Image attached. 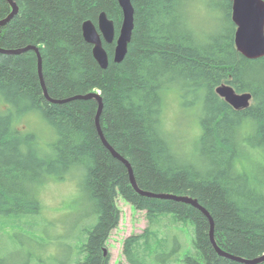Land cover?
Wrapping results in <instances>:
<instances>
[{
	"label": "trees",
	"instance_id": "trees-1",
	"mask_svg": "<svg viewBox=\"0 0 264 264\" xmlns=\"http://www.w3.org/2000/svg\"><path fill=\"white\" fill-rule=\"evenodd\" d=\"M15 1L19 12L0 26V48L39 46L53 99L99 92L104 135L131 163L142 190L197 199L211 213L215 240L224 251L247 259L263 255L264 57L250 60L238 51L232 2L204 0L218 13L217 29L201 35L187 13L190 0H132L135 27L128 53L116 63L115 44H105L110 62L103 69L82 25L89 19L97 24L106 12L118 34L123 13L117 0ZM10 13L9 2L0 0V19ZM222 83L251 93V105L234 109L216 92ZM175 87L189 98L185 106L202 104L201 134L189 156L176 151L164 131L162 92ZM97 109L95 99L48 101L35 51L0 53V230L20 223L28 237L25 227L34 226L29 218L42 208L38 189L50 176L64 180L72 175L91 204L87 218L95 220L72 230L75 242L70 241V257L62 264L109 263L107 241L121 218L118 196L145 211L148 220L143 233L124 241L130 264H245L219 255L201 210L134 189L128 168L99 135ZM32 112L57 133L49 152L39 147L35 133L16 125ZM255 145L262 149L258 154L252 152ZM22 216H28L25 222ZM35 240L42 245L43 240ZM1 250L0 264L45 263L31 257L30 250L24 260L13 261Z\"/></svg>",
	"mask_w": 264,
	"mask_h": 264
},
{
	"label": "rangeland",
	"instance_id": "rangeland-1",
	"mask_svg": "<svg viewBox=\"0 0 264 264\" xmlns=\"http://www.w3.org/2000/svg\"><path fill=\"white\" fill-rule=\"evenodd\" d=\"M189 12L191 23L193 22L194 26L199 28L201 35L216 31L215 16L218 13L209 3L204 0H190L187 5V13ZM186 99L189 100V98H183L177 88L164 90L162 117L164 131L173 148L189 156L190 151L196 149L197 140L199 141L201 134L202 104L196 102L191 106H185ZM29 114L16 122L17 127L25 133H35L39 147L49 152L57 139V133L39 112ZM245 164L249 165L251 162H245ZM78 175L83 174L79 172ZM78 181L79 179L72 175L64 180L55 176L48 177V181L37 191L42 205L41 211L38 215L29 218L34 221V226L25 227L29 238L22 232L24 228L20 223L3 228L6 231L5 235L4 230H0V236L4 235L0 237V242L4 246L0 245V249L7 259L24 260L28 250L34 253L31 257L35 260L38 258L37 261L39 259L45 261L44 264H62L70 257L68 246L73 245L70 243L72 234L79 225H85L90 219L91 223L95 220L94 217L87 218L92 214V207L90 202L81 197L78 192ZM117 205L121 211V218L119 225L111 232L107 241L110 254L108 264H130L123 253L124 241L130 235L143 233L148 220L145 211L136 209L121 196L117 198ZM27 217L22 216L19 220L25 222ZM73 229L76 230L72 232ZM36 238L43 240L42 245L36 242ZM76 251L74 249V252ZM76 257L73 259L75 260ZM35 263V261L30 262V264Z\"/></svg>",
	"mask_w": 264,
	"mask_h": 264
},
{
	"label": "water",
	"instance_id": "water-1",
	"mask_svg": "<svg viewBox=\"0 0 264 264\" xmlns=\"http://www.w3.org/2000/svg\"><path fill=\"white\" fill-rule=\"evenodd\" d=\"M11 6V13L4 19H0V26L7 25L16 14L19 12V6L15 0H7ZM232 2V20L236 25L235 44L238 51L246 58L254 60L264 57V0H230ZM123 12L122 25L118 36L116 35V27L114 20L108 17L106 12L99 15L97 24L92 21H87L82 25L83 36L85 40L93 46V56L98 64L106 69L109 66V55L104 46L105 43H115L114 61L116 63L122 62L127 53L128 47L132 40L133 30L135 27V8L131 0H118ZM33 50L38 56V69L44 93L48 101L52 103H64L70 99H95L98 102V109L96 114V125L99 135L104 145L111 151L114 157L122 161L128 168L130 181L134 189L142 196L159 199H172L175 201L190 204L201 210L209 219L211 224L210 237L213 246L219 255L230 258L232 260L245 263L257 264L264 262V255L256 259H246L235 256L224 251L215 240V223L211 213L203 207L197 199L190 196H179L175 194H156L149 191L142 190L134 175V170L131 163L120 155L108 142L100 124V117L104 109L102 96L99 92H92L84 96H75L70 99L58 100L53 99L48 94L46 83L43 76V62L42 55L39 48L23 47L17 49H3L0 48V53L16 55ZM216 92L228 104L236 110H243L251 105L252 94L249 92L239 93L232 85L222 83L216 88ZM107 249L105 254H107Z\"/></svg>",
	"mask_w": 264,
	"mask_h": 264
},
{
	"label": "bare ground",
	"instance_id": "bare-ground-1",
	"mask_svg": "<svg viewBox=\"0 0 264 264\" xmlns=\"http://www.w3.org/2000/svg\"><path fill=\"white\" fill-rule=\"evenodd\" d=\"M118 1V0H117ZM230 1V0H229ZM131 2H132V0H131ZM119 3V2H118ZM132 4H133V2H132ZM123 13V12H122ZM123 15V14H122ZM109 17V16H108ZM6 18V17H5ZM110 18V17H109ZM111 19V18H110ZM113 20V19H112ZM123 20V19H122ZM87 21H92L91 19H89V20H85L84 22H83V24L85 23V22H87ZM93 23H95L94 21H92ZM115 22V21H114ZM96 24V23H95ZM122 25V24H121ZM115 27H116V24H115ZM121 28V27H120ZM120 31V30H119ZM119 34V33H118ZM118 34H117V30H116V35L118 36ZM105 44H108V43H105ZM105 44H104V46H105ZM115 44V43H114ZM29 46H31V47H36V48H39V50H40V47L39 46H37V45H34V44H32V45H27V46H25V47H29ZM116 46V45H115ZM115 51V50H114ZM28 52V51H27ZM41 52V51H40ZM108 52V51H107ZM109 55V54H108ZM246 58V57H245ZM113 59H114V57H113ZM248 59V58H247ZM251 60V59H250ZM255 60V59H254ZM109 61H110V57H109ZM38 71H39V69H38ZM40 75V74H39ZM175 88H177V87H175ZM167 90H169V89H167ZM89 94V93H88ZM84 95H87V94H84ZM84 95H82V94H78V95H75V96H84ZM162 95H163V92H162ZM260 146H258V145H255V146H252V152L254 153V154H258L260 151H262V149L261 148H259ZM184 196H186V195H184ZM210 239H211V237H210ZM264 255V254H263ZM262 256V255H261ZM258 257H260V256H258ZM258 257H256V258H258ZM256 258H253V259H256ZM247 259V258H246ZM260 263H262V262H260ZM260 263H257V264H260Z\"/></svg>",
	"mask_w": 264,
	"mask_h": 264
}]
</instances>
